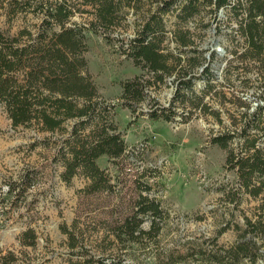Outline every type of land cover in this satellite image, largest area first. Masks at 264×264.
<instances>
[{
    "label": "rangeland",
    "instance_id": "rangeland-1",
    "mask_svg": "<svg viewBox=\"0 0 264 264\" xmlns=\"http://www.w3.org/2000/svg\"><path fill=\"white\" fill-rule=\"evenodd\" d=\"M39 1L30 0L31 8ZM29 10L14 17L0 10V31L9 37L24 28L35 33L43 13L38 7L35 12ZM226 16L224 10L219 11V17ZM88 20L85 14H76L66 26L76 24L83 30V71L94 84L99 100L114 106L112 120L126 145L125 161L116 167L109 157L102 156L97 165L106 168L110 183L116 186L85 195L88 182L82 175L63 182L59 150L67 132H41L34 125L13 127L0 102V194L6 190L4 183H20L27 172L35 175L31 189L22 192L25 185L21 183L8 198L0 199V256L12 251L17 258L13 264H66L69 258H75L71 251L86 250L95 258L123 257L128 264H251L247 257L236 255V248L247 239L243 236L244 216L251 214L259 201L240 194L236 205L238 185L225 163L227 151L210 143L213 135L234 128V122L235 127L241 125L240 117L246 109V104L236 99L247 97L240 85L243 76L238 78L240 71L233 69L239 63L232 62L227 73L222 70L233 58L232 51H241L242 40L227 36L236 27L235 20L204 28L196 17L188 24L193 47L205 58L196 69L211 67L216 77L203 103L219 111V120L197 109L191 115L177 107V114L169 121L152 120L147 111L155 105L152 99L169 107L174 97V77L166 78L159 89L150 87L145 101L135 105L134 111L124 107L122 82L148 77L124 51L133 30L125 25L111 31L99 26L85 30ZM172 22L170 18L167 29L173 28ZM52 30L58 31V27ZM166 42L173 50L174 43ZM204 84L196 80L195 92L200 94L198 90ZM255 104L251 102L252 107ZM72 122L64 124L67 131ZM146 184L151 187L148 194L159 200L164 211L161 231L153 240L143 237L138 244L114 243L110 224L125 211L115 206L116 200L125 205ZM144 220L147 230L149 220ZM27 227L36 233L34 247L22 246L17 238ZM73 241L75 247L70 249ZM259 251L254 264H264V247Z\"/></svg>",
    "mask_w": 264,
    "mask_h": 264
},
{
    "label": "trees",
    "instance_id": "trees-1",
    "mask_svg": "<svg viewBox=\"0 0 264 264\" xmlns=\"http://www.w3.org/2000/svg\"><path fill=\"white\" fill-rule=\"evenodd\" d=\"M30 3V0H0V10L10 17L28 9L35 12L36 7L43 13L35 33L24 28L9 37L0 31V102L13 127L34 125L41 132H67L59 150L63 167L60 178L69 183L73 177L82 175L88 182L85 195L115 188L106 168L101 169L97 160L107 156L113 166H120L125 161L126 145L113 124L114 106L99 100L94 84L83 71L84 34L76 24L66 26L71 18L85 14L89 20L84 29L91 31L96 26L105 31L123 25L132 28L133 35L128 37L124 51L148 77L122 82L120 98L124 107L134 111L135 105L145 101L150 87L159 89L166 84V78L173 76L174 97L169 107L152 99L155 105L147 111L148 118L164 121L177 114V107L191 115L197 109L219 120V111L203 103L212 88L210 82L216 77L211 67L196 69L205 58L201 50L193 47L188 24L196 17L204 28L235 20L236 27L227 36L242 40L241 51L233 50V58L222 70L227 73L232 62L239 63L233 69L240 71L238 78L243 76L240 85L247 97L236 99L246 104V109L240 117L241 125L235 127L234 122V128L213 135L210 143L227 151L225 163L234 172L238 185L234 193L236 205L240 194L259 201L251 214L244 216L243 236L247 239L236 248V255L256 263L260 247H264V0H40L35 8ZM220 10L226 12L225 18L219 17ZM170 18L173 28L167 29ZM53 26L58 31H53ZM166 41L174 43L173 50H169ZM199 79L205 83L198 90L200 94L195 92ZM252 101L256 102L253 107ZM69 120L73 122L67 131L64 124ZM34 178L31 171L23 174L20 183H4L2 187L6 190L0 199L8 198L21 183L25 185L22 192L31 189ZM150 191V185L146 184L125 205L116 200L115 206L124 207L125 211L110 224L114 243L138 244L143 237L153 240L159 234L164 211L159 200L148 194ZM146 218L147 230L143 228ZM17 238L22 246L36 245L37 236L30 227ZM69 247L74 249L75 241ZM71 255L75 258H69L66 264H128L123 257L95 258L86 250L71 251ZM16 260L12 251L0 256V264H13Z\"/></svg>",
    "mask_w": 264,
    "mask_h": 264
}]
</instances>
